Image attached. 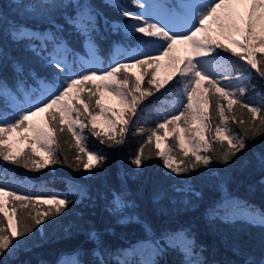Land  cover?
I'll return each instance as SVG.
<instances>
[{"label": "trees", "instance_id": "trees-1", "mask_svg": "<svg viewBox=\"0 0 264 264\" xmlns=\"http://www.w3.org/2000/svg\"><path fill=\"white\" fill-rule=\"evenodd\" d=\"M171 1L170 3L169 0H152L154 4L159 5L155 12L157 15L162 13V18L156 19H159L162 24H166L163 19L168 17V9L165 6L181 3V0ZM37 3L65 5L80 3L98 12V31L92 37L93 43L90 45L85 37L77 35L66 23L69 17L80 12L81 9L50 8L34 13L30 6ZM18 5H24V7H18ZM118 8L132 12L140 11L133 4V0H0V17L3 18V23H0V46L6 53L0 61V78L8 81L9 84L20 79L29 83V89L18 90L20 97L37 88L36 84L29 81V75L49 84L57 79L52 75V70L29 50L28 43H16L11 40L9 35L11 26L17 21L40 32L56 33L58 28L63 29V38L74 53L69 55L68 59L70 63H75L76 71L82 70L81 66L89 67L86 61L79 60L80 55L91 59L98 56L101 59L100 69L103 70L117 61L131 62V57L137 53L152 51L151 48H144L140 44L138 39L140 34L123 31L124 26L133 21L124 17ZM116 28H119V31L114 30ZM212 35L229 49L236 48L219 34ZM119 45L122 50L116 55V48ZM236 51L240 49L236 48ZM189 54L185 56L178 54L181 67ZM262 55L264 53H257L258 61ZM212 57L219 58L220 63L235 58L240 59L232 52L222 49L210 53L206 59L210 61ZM167 60L164 58L160 61V67L156 72L157 81ZM17 61L23 68L19 74L16 71L15 62ZM258 66L264 69V63ZM209 67L213 73L210 78L219 80L218 86L226 87L224 83L227 80H224L223 76L231 74L222 66L210 63ZM134 68L138 73L131 68L122 70L117 74L118 79L122 80L125 75L131 76L132 79L129 81L131 87L135 79L139 77L141 90H151L153 95L146 97L139 105L137 116L128 125L123 143L109 142L112 146H108V143L102 144L92 135L90 124L83 132L87 150L105 157L102 167L92 170L83 168V164L88 162V157L78 151L67 131L59 134L58 137L60 146L58 157L61 160H64L65 156L68 158L64 163L49 164L43 169H25L22 165L5 162L0 158V177H8L16 183L24 180L32 183L28 192L22 195L39 197V190L43 183L44 186L53 189V196L61 195V198L67 197L71 201L63 212L50 216L24 238L25 245L17 255L9 258L10 264H60V261L65 260L67 256L73 258L74 264H97V260L104 256L112 264H117L118 261L143 264L149 259H154L156 264H185L188 257L180 250L168 247L164 238L172 233L183 235L186 231L194 242L197 253L193 259H206L210 264H235L241 259L234 255L235 247L246 250L245 259L258 260L264 254V227L250 223L252 214L264 213V168L259 161L260 155L264 153V135L248 140L249 147L233 157L230 164L220 163L213 158L210 164L205 166L201 163L189 173L182 175L172 173L164 166L163 159L157 155L160 148L156 146V139L153 138L152 142L148 143L147 137L150 130L155 129L158 123L169 118L168 116L160 118L163 110L159 103L184 97L182 94L184 81L179 76H175L157 92L154 85L148 83L150 76L143 75L144 69ZM149 71L151 72V69ZM91 86V83L85 86L83 98L86 99L87 88ZM239 87L246 89L244 96L241 97L243 102L261 107L256 121L259 124V121L264 119V78H260L254 69H250L249 78L227 86L226 90L236 91ZM209 88L208 81H201L200 90L207 92L209 100L214 104V89L208 91ZM221 103L227 109V100H221ZM209 113L213 117L212 127L215 128L219 118L211 108ZM226 115L235 116L236 121L244 120L251 123V114L240 105H233L232 112L226 111ZM228 126L233 133L241 132V125L238 122L229 120ZM141 128L144 129L143 133L139 131ZM98 130H100L99 125ZM20 133L16 131L7 136L4 147L11 145L15 153L14 142L9 140V137ZM157 135L163 137L167 146L173 149L172 154L177 161L183 160L185 164L189 161L195 162L191 152L187 157L183 155L175 135H165L164 129H161ZM117 139L120 137L117 136ZM185 146L190 147L187 144ZM30 147H32L31 144H26L19 152L22 155H30ZM141 147H143L144 158L142 167L138 168L132 161ZM213 147L217 153L224 150L219 144H214ZM77 155L80 156L79 162L76 160ZM201 155H212V153L202 152ZM35 159H40L39 153ZM5 170L9 173L3 174ZM70 183L79 184L81 190L71 189ZM120 191L123 192L128 207L117 215L110 210V204L113 195ZM228 197H238L242 200L240 204L242 214L239 217L227 218L231 208L223 209L218 206L224 198ZM7 205L10 211L13 206L10 197H7ZM37 207L39 211L45 212L49 207L54 208V205H38ZM22 215L24 210H18V218ZM93 232L98 233L103 241L104 252L99 256L97 253L100 251V241L90 238V233ZM140 241L162 243L164 249L159 254L146 258L137 255L129 256L128 252Z\"/></svg>", "mask_w": 264, "mask_h": 264}, {"label": "snow or ice", "instance_id": "snow-or-ice-1", "mask_svg": "<svg viewBox=\"0 0 264 264\" xmlns=\"http://www.w3.org/2000/svg\"><path fill=\"white\" fill-rule=\"evenodd\" d=\"M245 3L247 0H181L180 4L166 5L168 17L178 27L185 29L174 31L172 27L162 24L159 19H156L155 9L159 5L154 4L152 0H133V4L140 9L139 12L118 8L124 17L134 22L126 24L123 31L140 34L138 37L140 44L144 48H151L152 51L140 52L131 57V62L117 61L108 69L103 70L94 67L84 68L83 66H81L82 70H75V63H70L68 59L69 55H74V53L63 38V29L58 28L56 33L40 32L17 21L11 26L9 33L11 40L16 43H28L29 50L52 70V75L57 79L49 84L29 75V81L36 84L37 88L20 97L18 90L29 89V83L20 79L9 84L8 81L0 78V158L5 162L22 165L25 169H43L49 164L64 163L68 158L65 156L64 160H61L58 157L60 151L58 137L59 134L67 131L78 151L88 157V162L83 164V168L92 170L102 167L105 157L87 150L84 143L86 139L83 135L84 129L88 128L90 124L92 135L102 144L108 143V146H112L109 142L123 143L128 125L137 116L139 105L146 97L152 96L153 92L141 90L139 77L130 87L131 76L125 75L121 80L118 79L117 74L122 70L141 67L144 69L143 75L150 76L148 83L154 85L158 92L168 83V81L161 82L156 79L160 61L167 58L170 61L169 66L174 69L173 76H179L184 81L182 94L186 99L182 105L183 110L166 118L163 122L158 123L155 129L150 130L147 142L151 143L155 138L156 146L159 149L161 138L157 133L164 129L165 135H175L178 147L183 151L185 157L191 152L195 157V162L189 161L187 164L183 160L177 161L171 148L157 152V155L163 159L164 166L176 175L194 171L201 163L206 166L212 162L213 158L220 163L230 164L233 157L249 147L248 140H254L257 136L264 135V119H261L257 124V115L261 111V107H255L242 101L241 97L246 92L244 87H239L236 91H229L226 90L227 86H218L219 80L210 78L213 75L209 67L211 62L206 57L217 49L232 52L245 61L250 69H254L260 78H264V69L258 66L264 63V55L259 61L256 58L258 52L264 53V0H251V7L247 11L246 18L234 9V5ZM18 7H24V5H18ZM30 7L34 13L50 8L76 7L81 9L80 12L69 17L66 23L73 28L77 35L85 37L90 45L93 43L92 37L98 31L99 13L90 10L88 5L37 3ZM208 21H212L217 26L219 35L223 39L235 45L240 51H236V48L229 49L227 45L215 39ZM0 23H3L2 17H0ZM114 30L119 31V28ZM237 35L242 36L243 40L236 39ZM177 45H187L190 53L182 67L179 58L173 55ZM5 56V50L0 46V61ZM15 63L17 74H19L23 68L18 61ZM232 78L227 74L223 76L224 80ZM235 78L246 79L243 74H238ZM205 80L210 85L208 91L214 89V104L209 100L207 92L201 93V81ZM96 81L99 83H95ZM90 83L92 86L87 88L88 94L85 99L82 97V93L85 91V86ZM102 91H111L119 98L122 108L118 113L104 106ZM221 100H227V109ZM25 104L31 106L24 107ZM233 105H240L251 114L250 124L244 120L236 121L235 116L226 115V111L232 112ZM210 108L219 118V123L215 128L212 127L213 117L209 113ZM109 113L112 115L109 116ZM98 117L106 118L109 126L107 132L98 130ZM181 120L189 124V127L181 128ZM229 120L241 125L240 133H233L228 126ZM169 124L175 125L172 133L167 132ZM16 131L31 133V135H21L20 137L22 142H31L30 155H22L21 152L13 153L11 145L7 148L4 147L6 137ZM139 131L143 133L144 129L141 128ZM186 132L191 135L185 137L184 133ZM117 136L120 139H117ZM186 144L190 147H186ZM214 144H219L224 150L217 153L213 147ZM36 145L44 150L40 154L39 160L35 159L38 154ZM202 152H211L212 155H201ZM143 158V147H141L132 162L138 168L142 167ZM76 160L80 161L79 155L76 156ZM259 161L261 167L264 168V153L260 155ZM5 197H10L13 202L10 211L7 210L8 205ZM70 203L71 201L67 197L53 196L50 199H45L20 195L16 191H7L5 187L0 186V214H2L0 215V264H10L9 258L17 255L25 245L24 238L50 216L63 212ZM38 205H54V208L49 207L47 211L41 212L38 210ZM127 207L128 204L122 191L113 195L110 204V210L113 213L119 215ZM18 210H24V215L19 218ZM250 223L264 227V213L252 214ZM90 238L100 241V251L97 253L99 256L104 252L103 241L95 232L90 233ZM165 243L168 247L178 249L188 257L185 264H210L206 259H193L197 253L194 242L190 239L187 231L183 235L172 233L165 238ZM159 251L160 249L156 248V252L159 253ZM233 252L234 255L241 257L235 264H264V254L260 259L254 260L244 258L246 250L242 247H235ZM97 264H112V262L104 256L97 260ZM117 264H128V262L118 261ZM143 264H156V261L149 259L145 260Z\"/></svg>", "mask_w": 264, "mask_h": 264}, {"label": "rangeland", "instance_id": "rangeland-1", "mask_svg": "<svg viewBox=\"0 0 264 264\" xmlns=\"http://www.w3.org/2000/svg\"><path fill=\"white\" fill-rule=\"evenodd\" d=\"M249 1L250 0H247V3H245L243 5H234L235 11L240 12L242 15L244 13H247V9L249 8L248 7ZM158 18H160V16H158ZM167 20H169V19L166 18L164 21H167ZM208 24L210 25V27L213 30L212 33H214V32L219 33V29L217 28V26L212 21H208ZM168 26L172 27L174 31L185 30L182 27H178L176 25V23L173 21L170 22L168 24ZM130 33H132V32H130ZM236 39L243 40V37L240 35H237ZM121 50H122V47L118 46L116 48L115 53L118 55L121 52ZM187 51H189L188 47L183 48L182 46L177 45L173 51V55L176 56L178 53L183 54V53H186ZM128 53H130V52H128ZM80 59L85 60L84 57H81ZM210 62L216 66L219 64L217 59H214V58H211ZM90 64H91V67L100 69L101 60H100V58H98V56H96L95 59H93L90 62ZM169 65H170V61L167 60L165 65L162 67V69L160 71V77H159L158 81H161V82L168 81L174 77L173 76L174 69L172 67H170ZM222 65H224V68L226 69V71L230 72V74L233 77L232 79L227 80L224 83V85H226V86H232L233 84L239 83L242 80H244V79H239V80L236 79L235 77L238 74H243L246 78H248L250 76L249 66H247L246 62L243 60H233V61H230L228 63H222ZM133 70L136 73H138L135 68H133ZM201 93H204V91L201 90ZM185 99L186 98H180L179 100L172 101V102L159 103V105L163 109V115H167L170 117L173 114H178L181 110H183L182 105H183V102L185 101ZM102 103L104 104V106L106 108L112 109L116 113H118L122 108V105H121L119 98L116 97L115 94L112 93L111 91H102ZM30 106L31 105L26 104V107H30ZM111 115H112V113H109V116H111ZM161 118L163 119V116H161ZM38 119H41V118H38ZM97 124L99 125V128L101 131L107 132L109 130V126H108V123H107L105 117H98ZM174 127H175L174 124H169L167 132L171 133L172 129ZM180 127L186 128V127H189V124H186L184 120H181L180 121ZM21 135H31V133H27V132L26 133H20V134H16V135H11L9 137V140H12L14 142L13 143V149L16 152H19L24 147V145L31 144L30 141H23L22 142L20 139ZM184 135H186L188 137L191 135V133L186 132V133H184ZM160 138H161L160 150L169 148L167 146L166 140L163 137H160ZM35 147H36V150L39 153V155L43 153L44 150L40 149L38 145H36ZM6 173H9V171L5 170L3 172V174H6ZM31 185H32V183L28 180L24 181V182L16 183L13 180L9 179L8 177H0V186L5 187V189L7 191H16L17 194H20V195L27 193ZM70 188L73 190H77V189L81 190V188L78 184H73V183H70ZM39 193H40L39 197L45 198V199L52 198V196L54 194L53 189L48 187V186H44L43 183H41ZM56 197L61 198V195H57ZM4 199H5L6 204H7V197H5ZM240 204H242V202L239 199H237L236 197H233V198L228 197V198H224V200L220 204H218V206L223 208V209H226L228 207L231 208V210L228 212L227 218H236L242 214V210L240 209ZM7 210H9V209L7 208ZM165 238H164V240H165ZM156 248H159L161 251L164 249V244H162V243H156L155 244L152 242L141 241L132 250H130L128 252V255L129 256H136L137 255L139 257L146 258V257L153 256L155 254H159L160 251H159V253H157ZM65 260H62L60 262V264H65L66 262H68L69 264H74V260L71 256H67Z\"/></svg>", "mask_w": 264, "mask_h": 264}]
</instances>
